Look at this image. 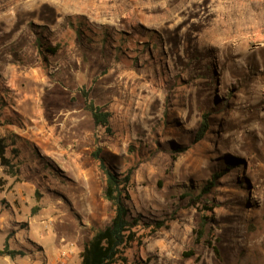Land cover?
<instances>
[{"label": "rangeland", "instance_id": "rangeland-1", "mask_svg": "<svg viewBox=\"0 0 264 264\" xmlns=\"http://www.w3.org/2000/svg\"><path fill=\"white\" fill-rule=\"evenodd\" d=\"M0 138V221H19L0 246L80 264L113 216L98 151L131 172L132 213L166 223L129 255L264 264V0H0Z\"/></svg>", "mask_w": 264, "mask_h": 264}, {"label": "trees", "instance_id": "trees-1", "mask_svg": "<svg viewBox=\"0 0 264 264\" xmlns=\"http://www.w3.org/2000/svg\"><path fill=\"white\" fill-rule=\"evenodd\" d=\"M84 98L85 108L90 112L93 123L107 128L109 113L104 111L101 106H96L88 101L86 93ZM209 120L210 114L205 112L195 132L194 142L203 139L209 128ZM92 157L97 161L99 169L105 176L103 194L104 198L113 206V216L107 225L94 232L91 238L85 242L80 252V264H149L148 257L143 258L141 254L135 253L129 255L128 252L142 244V237L137 234L139 226L149 227L147 233V236H149L160 228L166 227L165 221H146L141 214H133L129 203L131 172L128 171L123 174L114 171L98 151H93ZM0 166L17 170L16 165L12 163V159L7 155V145L3 138H0ZM9 174H12V172ZM216 178L217 175L214 174L203 186L201 193L208 192L210 187L214 185ZM194 242L198 243L199 237H196ZM213 250L217 252L215 247H213ZM0 254L13 257L16 254H23V252L9 249L5 244ZM192 254V252H183L184 256Z\"/></svg>", "mask_w": 264, "mask_h": 264}, {"label": "crops", "instance_id": "crops-1", "mask_svg": "<svg viewBox=\"0 0 264 264\" xmlns=\"http://www.w3.org/2000/svg\"><path fill=\"white\" fill-rule=\"evenodd\" d=\"M15 222H19V221H0V236H2V234H3V230H4L3 227L4 226H6L7 224L11 225ZM38 222H42V221H29V225H32L33 223H38ZM91 236H90V238H91ZM89 239H87L86 241H88ZM85 242H83V246H84ZM5 244H7L9 249L22 251L23 254H16L13 257L6 255V254H0V264H56L54 261H51L47 258V256L45 255V250H44V253L43 252L39 253V252H31V251H28L26 249H23L22 245H20L23 243H21V242L18 243L16 241V238L14 239V237L8 236L7 234H5V236L3 238L2 246H0V251L4 248ZM37 244H39V243L37 242ZM40 246H42V245H40ZM72 246L74 247L73 243H72ZM64 250H68V246L65 249L61 250V252ZM70 251H71V249H70ZM61 252L59 254V257L61 259L65 258L66 256H69V254H65V255L61 256L62 253H65V252H62V253ZM80 252H79V258H80ZM62 260L65 264L66 261H64V259H62ZM80 262H81V259H80Z\"/></svg>", "mask_w": 264, "mask_h": 264}, {"label": "built area", "instance_id": "built-area-1", "mask_svg": "<svg viewBox=\"0 0 264 264\" xmlns=\"http://www.w3.org/2000/svg\"><path fill=\"white\" fill-rule=\"evenodd\" d=\"M65 255V253H62L61 256Z\"/></svg>", "mask_w": 264, "mask_h": 264}]
</instances>
